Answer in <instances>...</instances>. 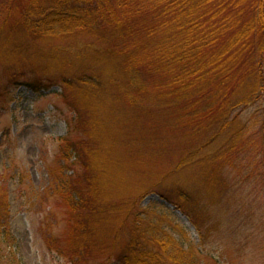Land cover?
Returning <instances> with one entry per match:
<instances>
[{"label":"trees","instance_id":"trees-1","mask_svg":"<svg viewBox=\"0 0 264 264\" xmlns=\"http://www.w3.org/2000/svg\"><path fill=\"white\" fill-rule=\"evenodd\" d=\"M2 6L0 73L11 80L23 77L18 66L22 60L52 68L51 79L59 84L47 80L48 86L62 87L60 95L71 96L74 121L90 128L63 152L94 144L110 124L116 129L115 120L94 117L108 113V119L111 113L100 107L107 101L114 103L112 114L122 112L119 119L126 110L145 126L140 136L131 135L130 143L118 144L120 149L161 146L170 137L165 131L175 140L183 134L197 138H185L176 148L181 156L176 166L196 169L199 183L192 196L203 194L206 204L198 199L197 207L188 200L186 204L191 195L184 196L189 190L181 187L168 200L176 201L177 209L200 230L195 220L228 189L223 176L238 158L233 151L240 156L246 149L249 126L232 116L264 100V0H5ZM28 87L45 90L40 81ZM92 100L95 110L89 107ZM84 109L87 114L80 116ZM260 131L264 149V117ZM238 140L244 141L238 145ZM86 162L93 177L89 174L86 185L73 191L72 180L68 189L62 185L64 199L77 211L66 248L74 262L103 249L97 215L112 204ZM261 163L264 171V155ZM110 167L105 165V173ZM151 167L157 174L149 161L138 163L131 180L151 173ZM137 204L135 199L127 211L120 208L124 225L119 230ZM139 217L117 254L122 264H189L183 261L192 250L184 251L160 221L144 226ZM8 235L3 232L2 241ZM117 238L116 232L113 247Z\"/></svg>","mask_w":264,"mask_h":264},{"label":"rangeland","instance_id":"rangeland-1","mask_svg":"<svg viewBox=\"0 0 264 264\" xmlns=\"http://www.w3.org/2000/svg\"><path fill=\"white\" fill-rule=\"evenodd\" d=\"M4 1L0 0V14ZM18 66L23 77L11 80L0 73V264H122L117 254L130 239V227L135 226L137 216L143 219L144 226L148 221L154 224L160 221L162 229L173 235L184 251L192 250L183 263L190 264L192 260L195 264H264V171L261 163L264 149L260 131L264 100L234 112L232 118L237 117L249 126L246 142H237L239 145L244 141L246 149L240 156L233 151L238 158L224 170L223 176L227 178L224 182L228 189L219 198H210L212 206L195 220L199 222V230L182 210L177 209L176 201L173 204L168 200L171 195L176 198L178 187H181L189 190L184 196L191 195L186 198V204L188 201L194 207L198 203L206 204L203 194L197 198L192 196L199 183L196 169L191 165L176 166L181 157L176 148L179 149L186 139L197 141V138L183 134L175 140L171 132L165 131L170 137L161 146L120 149L118 144L130 143L131 135L140 136L145 126L123 109L124 117L119 119L122 112L112 114L114 103L107 101L100 103V107L111 113L108 119L105 118L108 113L94 117L105 122L115 120L120 126L118 124L116 129L113 124L105 127L102 138L94 142L96 145H85V149L77 147L75 153L72 147V151L65 153L66 146L84 138L90 128L74 121L71 96L64 99L60 95L62 87L48 86L47 80L59 84L57 79H51L52 68L42 63L28 64L24 60ZM36 81H40L45 90L33 91L28 87ZM94 104L93 100L89 104L93 110ZM83 113L87 111L84 109L80 116ZM145 161L155 166L157 174H153L154 167H151V173L139 174L134 182L131 180L133 172L138 163ZM85 162L87 166L90 162L91 169L94 168L92 172L98 178V188L112 204L102 215H97L99 236L104 237L103 249L99 247L86 259L74 262L72 252H67L66 248L77 211L74 213L72 204L64 199L62 185L68 189V182L72 180V191L86 185L90 168L85 167ZM107 164L116 171L110 169L105 173ZM167 172L172 174L164 178ZM135 199L139 205L129 213L127 225L119 230L120 225H124L120 208L127 211V204ZM3 232L9 234L5 242L2 241ZM116 232L118 238L113 247ZM108 234L111 236L106 238Z\"/></svg>","mask_w":264,"mask_h":264}]
</instances>
